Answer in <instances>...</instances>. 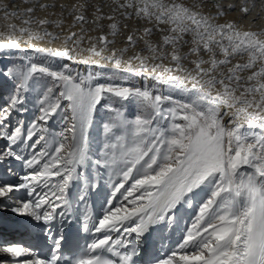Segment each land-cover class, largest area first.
<instances>
[{"label": "snow or ice", "instance_id": "6c2138e0", "mask_svg": "<svg viewBox=\"0 0 264 264\" xmlns=\"http://www.w3.org/2000/svg\"><path fill=\"white\" fill-rule=\"evenodd\" d=\"M24 3H0L21 21L0 31V235L30 243L0 264H264V0Z\"/></svg>", "mask_w": 264, "mask_h": 264}, {"label": "bare ground", "instance_id": "6f19581e", "mask_svg": "<svg viewBox=\"0 0 264 264\" xmlns=\"http://www.w3.org/2000/svg\"><path fill=\"white\" fill-rule=\"evenodd\" d=\"M4 2L5 3H9V0H5ZM15 5L19 7V9L21 10V12H23V10L29 6V5L25 4L23 1H15ZM56 10L58 12L59 8H57ZM36 15L39 16V17H43L46 14L44 12H37ZM54 18L55 17H53V19ZM70 19L71 18H69V21H70ZM8 23H15L17 25H20L21 24V21H20V19H14V18H10L8 21H6V20L3 19V13H0V31L7 32L8 29H7L6 25ZM66 27H67V24H65V28ZM48 28H49V31H59L58 29H54L53 26H48ZM85 28L86 29H89L88 35L91 36L93 39H95L99 35L97 33V31H96L97 34L91 33V25H85ZM17 35H19V34L17 33ZM115 40H116V43L114 45L115 48L118 49V48H121V47H124L125 46V37L124 36H118V37L115 38ZM41 43H43V42H41ZM85 46H87V41L85 43ZM85 54L87 55V53H85ZM107 54H109V53L106 52L105 55H107ZM128 55H131V52H129ZM11 56H13V55H11ZM11 56H0V58H1V61H4L7 57H11ZM125 58H127V57H125ZM79 67L81 68L80 70H83V67L84 66L81 65ZM13 119H15V117ZM8 230H11V229L10 228H5L4 231H3V235L7 236V239L14 240V242H17V241L20 242V241H23L22 239L24 238V241L23 242L30 243V241L28 240L27 236L20 235V234H18L16 232H9ZM11 238H13V239H11Z\"/></svg>", "mask_w": 264, "mask_h": 264}, {"label": "rangeland", "instance_id": "374dc122", "mask_svg": "<svg viewBox=\"0 0 264 264\" xmlns=\"http://www.w3.org/2000/svg\"><path fill=\"white\" fill-rule=\"evenodd\" d=\"M5 1V0H4ZM3 0H1L0 1V3H5ZM15 1H23L24 2V0H15ZM72 2L74 3L75 2V0H57V3L58 4H60V3H62V4H65L66 6H70L71 4H72ZM55 11H57L56 9H55ZM58 12H59V10H58ZM8 21V20H7ZM4 26V25H3ZM106 30V29H105ZM91 33H93V34H100L99 33V31H97V33H96V31H91ZM19 59V57H18V55H13V56H11V57H7L4 61H1V58H0V63H3V62H6V61H16V60H18ZM75 67V66H74ZM80 68V67H79ZM81 69V68H80ZM149 83H152L151 81H149ZM29 108H30V110H31V112H30V114H34L35 113V109L34 108H32L31 107V104H29Z\"/></svg>", "mask_w": 264, "mask_h": 264}]
</instances>
